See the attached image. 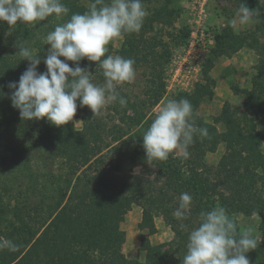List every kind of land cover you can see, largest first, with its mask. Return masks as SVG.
I'll return each mask as SVG.
<instances>
[{"label": "rangeland", "instance_id": "obj_1", "mask_svg": "<svg viewBox=\"0 0 264 264\" xmlns=\"http://www.w3.org/2000/svg\"><path fill=\"white\" fill-rule=\"evenodd\" d=\"M242 1L142 0L147 14L141 30L114 38L106 46L108 51L105 57L107 55L124 57L121 51L129 48L130 37L135 38L137 43L144 36L156 43L154 49L157 52L159 64L156 62V68L152 69L151 64L129 57L135 61V78L131 83L117 85V91L127 100V105L121 106L118 101H115L106 104L100 114L94 115L89 107H81L78 100L77 112L74 121L69 123L68 130L71 129L74 134L85 131L88 125H100L99 132L104 137V141L118 147L116 151H113L116 155L114 161L122 162L124 170L130 173L127 158L131 156L129 152H131L132 144L129 143H136L131 139L134 138L132 135L134 130L139 127L135 126L126 136L121 137L117 129L123 124L121 118L131 120L130 117L135 115V109H141L147 119L152 122L167 100H178L183 94H193L197 85L200 84L203 88L198 97L199 100L190 101L193 110L196 109L197 116L216 126L220 132L227 131V125L224 122L227 116L233 115L238 119L234 129H228L231 134L227 137V141L220 140L212 133L218 143H212V146L211 143L209 145L205 143V147H202L205 150L206 162L211 166H217L227 152V143H236L238 147L236 160L241 161L240 153L248 155L244 151H248L254 157L251 167L244 171L245 175L250 177L251 171L264 175V151L259 148V144L264 143V114H259L257 110L246 109V91L251 89L252 77L257 71L256 65L261 56L259 57L248 42V44L241 42L240 39L236 41L233 36H228L226 40L228 42L218 48L221 38L229 33L241 37L249 31L256 32L259 44L264 43V2L254 0L250 4L253 7L249 8L258 12L254 23L239 31L233 30L230 26V21L234 18L235 11ZM61 2L69 9V12L59 19L53 16L33 24L17 23L12 27L6 22H0V87L5 94L2 95L0 102V238L10 237V240L18 245V249L14 252L7 249L0 250V264H37V260L26 258V255L32 250L37 238L46 227L52 224L68 199L67 195L61 204L63 196L57 187L60 183L58 175L64 172L62 163L64 156L58 155L55 149L50 150L40 142L41 136H47L45 130L47 128H43L40 120L21 119L19 110L12 106L11 90L7 87L9 82L19 81L29 64V61L23 60V57L17 54L18 47L22 44L31 47L34 54L41 57L38 71L45 72L47 69L43 59L46 58L50 47L46 45L47 33L54 30L57 24L69 20L73 13L87 11L94 0H61ZM159 41H162V44ZM236 44H244V46L236 52L238 48ZM60 59L65 60L63 57ZM68 63L69 66L75 67L74 62L68 61ZM79 64L89 72L94 84L104 83L105 78L102 69L98 67V62L85 58ZM153 80L156 82L155 85ZM10 109L15 114L11 115ZM86 109L90 112L86 113ZM15 115L16 121L13 119ZM87 115H90L88 122ZM26 126H29L28 133L24 131ZM50 126L54 129L53 131L50 129L51 132L59 131L63 127L52 124ZM195 135L196 139H193L192 145L204 140V137L207 138L209 133L207 136ZM116 137L121 139L116 140ZM34 140L35 143H39L38 147L34 149L30 146L28 150V157H31L33 168L46 176L51 186L53 177L50 176L49 169L58 176L54 178L53 181L56 180V182L46 197L45 193L41 195L35 192L34 188L29 186V182L32 181L24 178L25 176L17 175L15 169L13 171L10 166L17 155L16 150L24 148L25 144L32 143ZM208 147H217V149L209 150ZM241 147L246 150L239 149ZM142 149L143 147L140 148V152ZM186 151L187 155L185 150L180 148L169 156L176 161L179 159L182 165L181 170L185 175L190 176L189 165L196 156L195 150H193L194 154L189 151V147ZM141 154L137 162L141 159L145 162L132 165V174L149 175L153 179L155 171L159 168L154 162L149 163L146 156L143 157ZM258 183L262 184V181ZM55 187L57 190L54 189ZM26 204L28 205L26 208L32 209L29 212L32 216L25 218V223L30 230L24 232L23 224H20L13 214L21 211ZM216 207L224 208L218 201ZM226 212L237 225V235L250 232L251 236L258 241L264 237V209L251 214L241 211L230 212L227 209ZM142 219L143 208L135 203L125 214L120 227L126 233L122 246L123 253L130 259L145 261L148 253L140 250L142 234L151 245L156 246L170 242L174 238V232L159 213H154L151 217L152 225H146L143 228L140 226ZM11 233L12 236H10ZM47 252L51 253L49 246L44 249L45 255ZM36 253L40 257L44 256L40 250ZM253 261L256 262L255 264L259 263L257 260Z\"/></svg>", "mask_w": 264, "mask_h": 264}, {"label": "trees", "instance_id": "obj_2", "mask_svg": "<svg viewBox=\"0 0 264 264\" xmlns=\"http://www.w3.org/2000/svg\"><path fill=\"white\" fill-rule=\"evenodd\" d=\"M252 1L254 0H243L242 3L252 8L253 6L250 5ZM256 34L249 31L240 37L229 33L221 38L218 48L228 42H226L228 36H233L236 41L240 39L241 42H248L247 44L258 53L259 57L261 56L256 65L257 71L252 77L251 89L246 91V109L257 110L259 114H264V43L259 44ZM135 40L130 37L129 48L121 51L124 58L143 60L155 69L156 62L159 64L158 55L154 49L156 43L144 36L137 43ZM159 43L162 44V41ZM244 44H236L238 47L236 52ZM222 50H224L223 46ZM155 83L153 80L154 85ZM202 88L203 86L199 84L193 94H183L178 100L188 99L191 102L199 100ZM1 100L2 95H0V102ZM132 106L134 107V104ZM140 110L135 109V115L130 117L131 120L127 121L125 117H122L123 124L117 127L121 137L126 136L135 126L139 127L134 130L132 134L134 138L131 139L136 143H129L132 144L131 152H129L131 156L127 158L130 173L124 170L122 162L114 161L116 155L113 151H116L118 147L104 141V137L99 132L100 125H88L85 131L73 134L71 129L68 130L70 124L64 125L59 131L51 132L54 130L50 126L51 123L46 118L40 120L43 128H47L45 129L47 136H41L40 142L46 148L55 149L58 155L64 156L62 161L64 172L59 173V178L49 169V174L53 177L52 186L56 182V180L53 181L54 178H58L60 183L57 187L63 196L61 204L67 195L68 199L52 224L47 226L37 238L26 258L37 260V264H182L189 232L198 226L200 213L215 208L217 201L230 212L241 211L251 214L264 209V175L251 171L250 177H247L244 173L251 167V161L254 158L248 151H244L248 155L240 153L241 161H238L236 160L238 150L236 143H227V152L217 166L209 165L205 159L206 154L202 147H205V143L208 145L211 143V146L212 143H218L214 136L227 141V137L231 134L229 130L234 129L238 121L236 116H227L225 121L222 119L227 125V131L220 132L216 126L197 116L196 109L193 110L195 125L198 128H206L209 135L199 143L193 145L191 143L188 146L190 152L193 153L195 150L196 156L189 165L190 176L185 175L181 170L182 165L179 159L176 161L169 156L162 162L152 161L159 169L155 171V177L151 179L149 175L132 174L133 170H131L134 164L140 162L144 164V159L137 162L139 154L146 156L144 148L142 152L140 148L143 147V133L150 126L151 120L147 119ZM85 112L90 111L86 109ZM13 114L15 113L12 110L11 115ZM88 117L90 115H87V122L90 121ZM13 119L16 121V115ZM28 129L29 126H26L25 133H28ZM195 136L193 139H196ZM121 137L115 139L120 140ZM37 144L39 143H35L34 140L32 143L25 144L24 148L16 150L17 155L10 166L13 171L15 169L17 175L25 176L24 178L32 181L29 182V186H32L35 192L41 195L45 193L46 197L51 191V183L46 176L33 168L31 157H28L29 147L35 149L38 147ZM239 144L242 146L241 143ZM208 148L209 150L217 149V147ZM239 149L246 150L244 147ZM259 181H262V184H259ZM57 187L54 189L57 190ZM184 192L190 194L192 202L187 219L179 221L173 213L179 205L180 194ZM135 203L143 208L141 228L152 225L151 217L154 213H159L174 232V238L170 242L156 246L151 245L142 234L140 250L148 253L145 261L130 259L122 250L126 233L121 229L120 224ZM27 206L26 204L21 211L13 214L14 218L23 224L24 232L30 230L25 223V218L32 216L29 213L32 209L29 210L30 207L26 208ZM181 223L185 225L184 228L180 227ZM29 234L31 235V232ZM12 235L11 233L10 236ZM256 242V248L250 250L246 257L249 264H255L253 260H257L259 262L257 264H264V237L261 241L256 239ZM48 246L51 253L47 252L45 255L44 249ZM39 250L44 256L40 257L36 253Z\"/></svg>", "mask_w": 264, "mask_h": 264}, {"label": "clouds", "instance_id": "obj_3", "mask_svg": "<svg viewBox=\"0 0 264 264\" xmlns=\"http://www.w3.org/2000/svg\"><path fill=\"white\" fill-rule=\"evenodd\" d=\"M68 12L61 0H0V22L11 27L53 16L59 19ZM146 14L142 0H94L87 11L73 13L69 20L47 33L46 45L50 47L43 59L47 69L43 73L38 71L41 57L31 47L20 45L17 54L29 64L19 81L9 82L7 87L11 90L12 106L19 110L21 119L46 118L60 127L74 121L78 100L81 107H89L94 115L115 101L126 106L127 100L117 91V85L134 80L135 61L120 55L105 57L106 46L122 34L139 32ZM257 15V10L239 3L230 26L239 31L254 23ZM85 58L98 62L105 78L102 85L94 84L89 72L80 66L79 62ZM68 61L74 62L75 67L69 66ZM0 95H5L2 87ZM195 134L207 136L208 132L195 125L191 102L167 100L142 136L147 161H165L180 148L187 155ZM259 148L264 151V143ZM191 202L189 193L180 194L179 205L173 213L177 220L187 219ZM180 227L185 225L181 223ZM256 243L250 232L237 235V225L226 209L215 207L200 213L198 226L188 234L182 264H249L246 254L256 248ZM4 249L14 252L18 245L0 238V250Z\"/></svg>", "mask_w": 264, "mask_h": 264}]
</instances>
